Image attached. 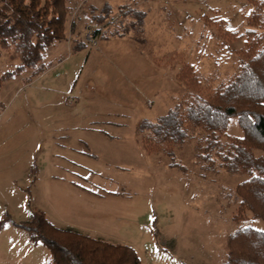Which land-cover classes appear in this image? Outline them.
<instances>
[{
	"label": "rangeland",
	"instance_id": "obj_1",
	"mask_svg": "<svg viewBox=\"0 0 264 264\" xmlns=\"http://www.w3.org/2000/svg\"><path fill=\"white\" fill-rule=\"evenodd\" d=\"M67 6L65 37L47 48L50 67L42 73L18 68L19 60L0 48V75L13 71L0 86V264H52L49 249L18 226L33 209L57 227L130 246L141 264H220L228 233L264 229L249 211L233 220L235 188L248 175L205 170L194 156L196 139L172 146V158L150 152L136 125L188 95L211 94L235 75L248 42L228 31L241 33L254 5L67 0ZM131 11L143 21L137 34L129 28ZM121 19L126 27L118 32ZM194 71L204 76L197 90L185 80ZM241 135L233 116L220 139ZM172 161L185 169L170 167Z\"/></svg>",
	"mask_w": 264,
	"mask_h": 264
},
{
	"label": "trees",
	"instance_id": "obj_2",
	"mask_svg": "<svg viewBox=\"0 0 264 264\" xmlns=\"http://www.w3.org/2000/svg\"><path fill=\"white\" fill-rule=\"evenodd\" d=\"M249 2L255 9L242 32L228 31L230 36H245L248 42L246 51H241L247 58L235 75L220 82L211 94L188 95L154 121L142 119L136 125L137 136L150 152L172 158V146L180 148L196 139L194 156L205 170L247 174L235 188L239 203L233 220L237 223L245 219L246 211L264 222V0ZM109 10L104 6L107 15ZM68 11L67 0H0V48L10 50L20 62L18 68L32 69L31 75L42 73L50 67L44 62L47 48L65 37ZM139 15L136 11L130 14L129 28L135 34L142 31ZM124 27L122 19L114 26L118 32ZM187 69L183 67L179 73L183 81ZM189 75L185 80L193 88L204 79L197 71ZM12 76L11 70L3 72L0 86ZM233 116L242 135L229 136L223 142L220 136ZM254 149L262 153L255 155ZM168 165L185 169L173 161ZM18 226L25 229L32 243L49 249L52 264H141L130 246L57 227L39 209L31 210L29 218ZM226 247L220 264H264V229L238 226L227 234Z\"/></svg>",
	"mask_w": 264,
	"mask_h": 264
}]
</instances>
